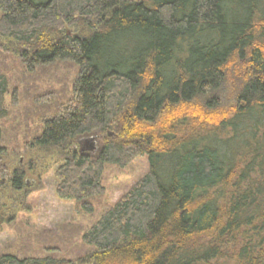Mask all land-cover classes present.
I'll list each match as a JSON object with an SVG mask.
<instances>
[{"label":"trees","instance_id":"16d2710c","mask_svg":"<svg viewBox=\"0 0 264 264\" xmlns=\"http://www.w3.org/2000/svg\"><path fill=\"white\" fill-rule=\"evenodd\" d=\"M8 48L27 73L20 117L36 123L25 144L56 159L59 200L91 213L105 165L146 156L148 173L80 230L74 262L0 264H264V0H0ZM5 71L0 122L16 92ZM91 133L115 139L94 160L70 152ZM3 143L0 124V157ZM23 178L0 167V191Z\"/></svg>","mask_w":264,"mask_h":264},{"label":"rangeland","instance_id":"374dc122","mask_svg":"<svg viewBox=\"0 0 264 264\" xmlns=\"http://www.w3.org/2000/svg\"><path fill=\"white\" fill-rule=\"evenodd\" d=\"M3 45L6 47L7 43ZM8 52L0 49V69L4 70L5 67V74L10 81L9 92L12 95L15 89L16 92L13 97L15 101H12L10 93L5 98L8 116L0 122L5 148L4 155L0 157V167H5L10 173L21 167L24 172V189L19 193L6 188L0 191V256L12 254L22 258L49 255L57 259L73 260L87 251L81 244L80 230L83 232L88 229L105 210L118 202L148 173L147 158L136 157L123 168L105 165L101 176L104 194L91 200V213L84 212L74 202L59 200L55 194L53 178L56 159L42 151L29 150L25 144L36 131V123H24L20 117L28 105L20 99L23 94L20 81L25 79L27 73L17 56L10 53L11 48H8ZM37 86L30 92L34 99L46 93L49 88L56 91L62 87L56 83ZM106 137L115 139L112 133H91L77 137L70 152L94 160ZM29 164L34 169L30 170ZM43 235L44 239L54 238L57 250L41 248L40 238Z\"/></svg>","mask_w":264,"mask_h":264}]
</instances>
